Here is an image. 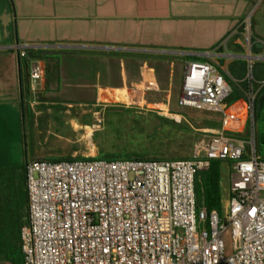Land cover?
Returning <instances> with one entry per match:
<instances>
[{
    "label": "built area",
    "instance_id": "obj_1",
    "mask_svg": "<svg viewBox=\"0 0 264 264\" xmlns=\"http://www.w3.org/2000/svg\"><path fill=\"white\" fill-rule=\"evenodd\" d=\"M250 23L246 18L216 47L217 61L186 63L179 106L221 116L218 128L201 130L209 139L196 143L192 159L85 157L27 164L24 264H264V159L254 133L257 85L264 87L254 70L256 61L264 62V42ZM237 35L243 54H230L228 44ZM239 60L247 63L245 89L229 73ZM44 74L33 61L34 98ZM227 78L242 98L229 101ZM215 161L231 163L234 173L224 216L199 209L196 197L197 175Z\"/></svg>",
    "mask_w": 264,
    "mask_h": 264
},
{
    "label": "crops",
    "instance_id": "obj_2",
    "mask_svg": "<svg viewBox=\"0 0 264 264\" xmlns=\"http://www.w3.org/2000/svg\"><path fill=\"white\" fill-rule=\"evenodd\" d=\"M256 2L0 0V149L8 145L12 119L16 139L26 142L30 135L31 161L77 158L65 147L70 138L59 131L69 124L73 131L88 129L82 119L97 115L91 110L141 107L149 93L163 95L169 107L176 79L182 73L183 83L186 63L194 61L189 58L220 59L216 47L250 17ZM243 41L235 36L227 52L243 54L237 48ZM30 50L34 57L20 56ZM33 61L45 70L36 98L29 92ZM75 100L84 103L83 112L70 110ZM10 202L7 211L2 200L0 205L14 224L26 208L20 200Z\"/></svg>",
    "mask_w": 264,
    "mask_h": 264
},
{
    "label": "rangeland",
    "instance_id": "obj_3",
    "mask_svg": "<svg viewBox=\"0 0 264 264\" xmlns=\"http://www.w3.org/2000/svg\"><path fill=\"white\" fill-rule=\"evenodd\" d=\"M4 7L6 4H1ZM13 10L14 2L8 4ZM4 16V15H3ZM5 20V18H3ZM250 24L254 31H258L264 38V0H257L250 13ZM10 36V35H9ZM264 63L263 61H256ZM232 86V85H231ZM254 110V133L257 154L264 159V90L259 89ZM145 104L149 107L133 106V108L107 107L89 110L88 117L82 123L89 128L73 131L72 126L66 125L59 132L68 136L71 142L65 147L76 151L77 158L85 157L106 160L110 156L145 154L147 157L164 158L169 160L192 159L196 143L200 139H209L201 130L209 129L205 126L206 118H215L217 114L208 113L194 108L180 107L178 102L182 96V73L176 79L174 95L170 97L169 107L164 106L161 94H146ZM166 103V104H167ZM70 110L73 113L84 111L82 101H72ZM166 108L162 109V108ZM59 112L58 109L56 111ZM60 126H55L54 128ZM251 129V124L249 125ZM10 135L8 145L0 149V164L7 165L3 169L0 165V200L5 210L12 206L11 199L21 201L23 208L27 207L28 192L25 167L33 160L34 144L27 133V140L20 142L14 135L12 119H10ZM212 129V128H211ZM248 131L247 134H252ZM26 146V147H25ZM74 159V158H73ZM76 159V158H75ZM232 164L223 162L222 189L225 209L229 205L231 180L233 176Z\"/></svg>",
    "mask_w": 264,
    "mask_h": 264
},
{
    "label": "trees",
    "instance_id": "obj_4",
    "mask_svg": "<svg viewBox=\"0 0 264 264\" xmlns=\"http://www.w3.org/2000/svg\"><path fill=\"white\" fill-rule=\"evenodd\" d=\"M232 45V44H231ZM238 51H243L241 46H238ZM223 52V49L220 50ZM254 52L259 54L261 52V46L256 44L254 46ZM28 54L31 57H34L35 52L30 50ZM194 61H203L199 57L189 58ZM222 63L224 60H220ZM229 73L231 76L240 82L241 87L244 89L247 87L242 81L246 78L247 75V63L246 61L239 60L234 61L229 65ZM255 78L258 82L264 81V63L255 64L254 70ZM230 84L233 87V94L230 96L229 101L242 98L244 95L241 90L238 88L230 78H227ZM242 82V83H241ZM258 86V85H257ZM264 90V88L262 89ZM207 112V111H204ZM211 113V112H208ZM217 114V113H215ZM207 122L205 126L209 129H216L220 126L221 116L217 114L215 118H206ZM100 158V157H98ZM78 159V158H76ZM75 158L61 159V160H76ZM107 160H133V159H153V160H162L164 158H150L145 154H125L123 156H110L106 157ZM222 166L223 162L215 161L212 162L211 167L208 171H202L197 175L196 178V197L199 209L206 208L209 213L217 212L220 216H224L225 207H224V198H223V189H222ZM26 173V167H25ZM28 201L27 207L24 214H20L17 218V221L14 224L7 222V217L5 211L0 205V263H9V264H24V255L22 251V242H21V229L23 225L28 222Z\"/></svg>",
    "mask_w": 264,
    "mask_h": 264
},
{
    "label": "water",
    "instance_id": "obj_5",
    "mask_svg": "<svg viewBox=\"0 0 264 264\" xmlns=\"http://www.w3.org/2000/svg\"><path fill=\"white\" fill-rule=\"evenodd\" d=\"M170 54H175V55H180V54H183V53H179V52H169ZM239 59H244L243 56H239Z\"/></svg>",
    "mask_w": 264,
    "mask_h": 264
}]
</instances>
